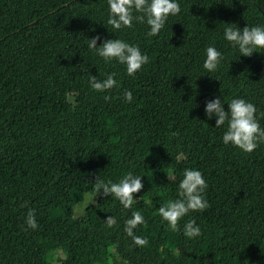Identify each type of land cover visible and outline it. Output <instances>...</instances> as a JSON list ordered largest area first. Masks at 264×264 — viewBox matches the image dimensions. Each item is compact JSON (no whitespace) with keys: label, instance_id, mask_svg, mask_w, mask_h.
I'll return each instance as SVG.
<instances>
[{"label":"trees","instance_id":"trees-1","mask_svg":"<svg viewBox=\"0 0 264 264\" xmlns=\"http://www.w3.org/2000/svg\"><path fill=\"white\" fill-rule=\"evenodd\" d=\"M178 2L180 12L148 36L136 20L107 25V0H0V264H264V142L250 153L225 145L227 121L215 127L204 116L206 100L221 97L227 110L242 97L264 128V52L239 56L223 37L228 23L264 25V0ZM97 35L138 45L148 63L127 75L88 48ZM209 45L223 54L215 72L202 68ZM109 73L117 86L90 89V75ZM185 168L207 183L209 206L178 221L195 220L196 239L156 211L178 198ZM128 171L144 185L131 208L94 191L96 179ZM28 209L36 229L25 225ZM136 210L143 246L124 231ZM57 250L62 258L49 261Z\"/></svg>","mask_w":264,"mask_h":264},{"label":"clouds","instance_id":"clouds-1","mask_svg":"<svg viewBox=\"0 0 264 264\" xmlns=\"http://www.w3.org/2000/svg\"><path fill=\"white\" fill-rule=\"evenodd\" d=\"M107 25L113 30L131 28L133 21L143 22L147 26L148 36H157L164 28L169 16H175L180 12L178 0H107ZM139 13L133 15V12ZM223 30L224 39L229 45L236 49L240 55L248 57L257 49L264 50V25H246L243 28L232 27L233 23ZM88 48L102 58L105 62L113 60L125 66V72L134 76L142 66L148 63V56L142 52L140 47L126 42L119 38H102L93 36L88 39ZM100 41L98 44L97 42ZM204 60L202 68L207 72H215L223 60V54L216 47L209 45L204 49ZM88 84L90 89L97 92H104L117 86L113 73L107 74L106 78L99 80L96 75H90ZM124 100L130 102L133 97L131 91L123 93ZM106 100L108 96L104 97ZM204 116L211 120L215 117V127L224 125L227 127L221 135L225 145H232L239 150L250 153L257 148L258 143L264 142V128L260 126L257 119L256 106L242 97H235L227 103V110L221 97H213L204 103ZM142 176L128 171L118 181L99 180L94 183V191L103 196H110L119 201L125 209L132 207L135 193L143 188ZM207 188L206 180L199 169L185 168L182 178L178 183V198L170 199L161 203L156 209L162 222L173 231H182L183 235L190 239L199 238L202 229L195 220L189 219L181 226L178 221L190 212L205 210L209 205L204 197ZM102 190V193L100 192ZM109 226L116 222L115 217L107 219ZM144 223V216L140 211H132L130 218L125 220L124 231L132 238L134 245L143 246L146 238L135 235L134 229L137 225ZM27 228L36 229L37 221L33 209H28L25 216Z\"/></svg>","mask_w":264,"mask_h":264},{"label":"rangeland","instance_id":"rangeland-1","mask_svg":"<svg viewBox=\"0 0 264 264\" xmlns=\"http://www.w3.org/2000/svg\"><path fill=\"white\" fill-rule=\"evenodd\" d=\"M93 199L91 198H87L85 202L81 203L80 205H78L75 210H74V213H75V216L77 218L81 217L83 215V212L85 210V208L90 205V204H93ZM62 258V253L61 251L57 250V251H54L52 252L51 254H49L48 256V259L49 261L51 262H55L56 260Z\"/></svg>","mask_w":264,"mask_h":264}]
</instances>
